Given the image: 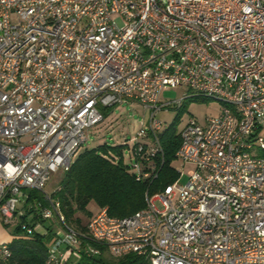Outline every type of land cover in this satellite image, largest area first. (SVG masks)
I'll return each mask as SVG.
<instances>
[{
    "label": "built area",
    "instance_id": "built-area-1",
    "mask_svg": "<svg viewBox=\"0 0 264 264\" xmlns=\"http://www.w3.org/2000/svg\"><path fill=\"white\" fill-rule=\"evenodd\" d=\"M217 100L219 114L179 131L178 178L145 195V207L115 217L101 207L86 231L64 223L45 191L67 170L123 100L149 111L134 137L136 179L163 163L155 111L162 89ZM264 0H0V216L20 214L28 191L43 193L36 215L61 233L46 264L133 253L139 264H264ZM193 164L183 184L180 165ZM180 164V165H179ZM159 203V205H157ZM35 203H31L34 208ZM18 231L31 235L21 219ZM0 242V261L11 255Z\"/></svg>",
    "mask_w": 264,
    "mask_h": 264
},
{
    "label": "trees",
    "instance_id": "trees-1",
    "mask_svg": "<svg viewBox=\"0 0 264 264\" xmlns=\"http://www.w3.org/2000/svg\"><path fill=\"white\" fill-rule=\"evenodd\" d=\"M163 163L155 178L136 179L131 163H125L123 148L126 144L115 146L99 145L77 155L69 168L64 171L59 187L51 196L60 204V213L64 223L76 231H86L88 219L101 207H106L111 216L125 217L145 207V195L163 191L164 187L178 178L176 170V150L180 144L179 132L168 129L160 133ZM132 147L128 150L131 156ZM132 159V157H131ZM30 200L41 206L47 204L42 195L33 191ZM40 199V200H38ZM93 201L97 208L91 211L89 203ZM33 210V209H32ZM35 218L44 223L37 215ZM51 225H44V231L35 230L31 235L14 237L9 243L11 255L0 264H46L47 250L58 235L52 224L59 227L54 217ZM33 224V223H32ZM18 230V227H17ZM82 264H139L136 254L128 253L113 256L101 253L96 256H82Z\"/></svg>",
    "mask_w": 264,
    "mask_h": 264
},
{
    "label": "rangeland",
    "instance_id": "rangeland-1",
    "mask_svg": "<svg viewBox=\"0 0 264 264\" xmlns=\"http://www.w3.org/2000/svg\"><path fill=\"white\" fill-rule=\"evenodd\" d=\"M186 91L187 87L185 85H176L164 88L160 92L159 102H170V105L155 111V119L162 123L161 133L168 129L179 132L190 118L197 119L200 123H203L206 117L219 114L221 105L214 99L190 97L184 99L181 106H179L177 100L180 99ZM100 111L103 115V120L88 127V138L79 148L77 155L86 149L96 148L99 145L115 146L126 144L123 148V159L125 163H131L132 159L128 150L134 143V137L141 122L148 121L149 111L146 110L141 103L131 100H123L121 103L111 108H100ZM260 133L264 135V128L260 130ZM193 167L194 165L190 163H186L184 166L180 165V184L186 181L189 171L193 169ZM63 175V169H58L50 173L47 183L45 184V191L48 194H52L57 190ZM34 193L43 196L42 192L34 191ZM34 203L33 210L27 213L24 220L33 223L35 230L44 231V223L38 220L36 221L35 214L36 209H38V204L35 200ZM157 205H159V203H157ZM95 207L96 204L93 201L88 205L91 211H95L97 209ZM2 220L3 218L0 216V230H4L5 232L3 233L8 234V236L22 235V233L17 230V226L21 220L19 215L11 220ZM52 220L53 219L48 220V223ZM45 222L47 223V221ZM82 261L83 258L81 255L70 253L67 264H82Z\"/></svg>",
    "mask_w": 264,
    "mask_h": 264
},
{
    "label": "crops",
    "instance_id": "crops-1",
    "mask_svg": "<svg viewBox=\"0 0 264 264\" xmlns=\"http://www.w3.org/2000/svg\"><path fill=\"white\" fill-rule=\"evenodd\" d=\"M29 194H30V191L27 192V198L18 204V209H19V213H20L18 215L21 217V219H24L26 217L27 213H29L32 210V208L30 206H31V203L34 201L30 200ZM18 215H16L14 218H16ZM35 216H36V214H35ZM2 221H4V219ZM36 221H37V219H36ZM50 222L48 223V221H47V223L44 222V224L45 225H48V224L51 225ZM52 229L57 234L61 233L60 229L58 227L54 226V223L52 224ZM3 232H5V231L0 230V241L3 243H6V242L9 243L14 237H16L15 235L8 236V234H5Z\"/></svg>",
    "mask_w": 264,
    "mask_h": 264
}]
</instances>
